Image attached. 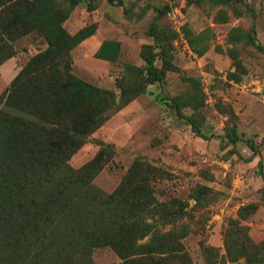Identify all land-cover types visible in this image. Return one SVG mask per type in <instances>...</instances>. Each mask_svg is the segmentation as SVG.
<instances>
[{
  "label": "trees",
  "instance_id": "trees-1",
  "mask_svg": "<svg viewBox=\"0 0 264 264\" xmlns=\"http://www.w3.org/2000/svg\"><path fill=\"white\" fill-rule=\"evenodd\" d=\"M83 1L3 0L0 9V65L15 54L12 42L23 35L36 32L47 44L0 92V264H95L93 251L102 246L119 255V264H195L184 244L190 232L185 220L194 216L193 210L214 202L217 196L212 187L203 184L193 189V209L179 197L162 200L156 183L172 178L173 173L138 156L118 186L105 192L93 180L113 159L116 148L104 141L82 166L75 168L69 162L108 120L110 110L122 109L150 85L163 82L170 70L179 69L173 53L177 33L158 22L172 6L159 9L149 26L154 42L142 47L144 64H123L117 91L88 82L73 71V49L98 27L93 22L74 33L66 28L65 21ZM108 1L123 4L126 0ZM204 3L219 8L217 21L227 22L231 14L250 15L254 20L249 29L232 26L228 32L225 51L236 69L228 72L227 81L240 82L245 71L240 57L243 48L260 45L258 10L249 0H189L197 6ZM183 29L192 48L203 56L210 46L202 43L205 33L194 36L188 25ZM120 54L121 41L106 39L95 56L115 62ZM185 80L189 89L171 97L170 106L196 134L209 138L201 128L206 101L203 84L192 76ZM165 99L162 96L159 101ZM218 108L229 116L228 122L235 119L231 105L220 102ZM231 130L232 142L242 139L236 124ZM245 141L253 154H259L253 139ZM258 208V203H248L230 219L225 262L244 259L245 264H264V242L255 241L244 223ZM204 250L209 253L212 247Z\"/></svg>",
  "mask_w": 264,
  "mask_h": 264
},
{
  "label": "rangeland",
  "instance_id": "rangeland-1",
  "mask_svg": "<svg viewBox=\"0 0 264 264\" xmlns=\"http://www.w3.org/2000/svg\"><path fill=\"white\" fill-rule=\"evenodd\" d=\"M258 10L255 21L258 45H247L241 52L245 67L242 78L255 74L264 77V0H249ZM183 3L184 25L194 36L205 35L202 43L209 49L200 56L191 46L186 48L175 34L173 38L174 62L178 70H170L159 85L149 90L122 109L108 112V120L94 131L88 141L72 156L70 164L78 168L92 159L100 149V141L112 143L115 155L94 178L93 183L105 192H112L120 183L133 160L144 157L154 164L165 166L172 178L156 183L160 199L179 197L189 201L190 209L196 205L191 197L198 185H209L217 198L209 205L193 210L194 216L186 218L190 232L184 238L186 249L195 264H245L244 259L225 262V231L229 221L237 217L241 206L251 202L259 208L245 224L249 235L264 242V101L253 94L244 93L240 86L227 81L229 71L236 66L227 52V37L232 26L249 29L253 23L250 15L232 16L227 22L215 19L219 8L189 4V0H126L123 4L108 0H84L78 4L65 21L66 28L74 33L81 27L96 22L94 35L82 41L72 51L73 71L97 86L119 91L116 79L123 73V64L143 65L141 50L145 43H153L148 29L166 5ZM6 5V4H5ZM4 7L0 0V9ZM158 22L173 29L167 15ZM183 25V26H184ZM208 35V36H207ZM201 36V37H202ZM200 37V38H201ZM106 39L121 41V54L117 61L95 56ZM178 40V41H177ZM200 40V39H199ZM15 54L0 65V92L5 91L21 68L47 44L36 32L23 35L12 42ZM220 48L222 50H220ZM160 63V62H159ZM196 77L203 84L206 96L201 128L209 138H204L191 125L177 117L170 106V98L190 87L185 77ZM241 82V81H240ZM166 97L160 102V97ZM231 105L235 119L218 108V103ZM191 113V109H187ZM231 122V123H230ZM242 137L232 142V125ZM245 139H253L259 154H253ZM205 246L212 251L206 252ZM95 264H119L121 258L109 246L93 251Z\"/></svg>",
  "mask_w": 264,
  "mask_h": 264
},
{
  "label": "built area",
  "instance_id": "built-area-1",
  "mask_svg": "<svg viewBox=\"0 0 264 264\" xmlns=\"http://www.w3.org/2000/svg\"><path fill=\"white\" fill-rule=\"evenodd\" d=\"M184 5L183 3L174 4L171 9L167 12V18L171 22L173 29L178 34L180 42L186 48H190L186 39V34L183 29L184 25ZM178 41V40H177ZM233 83H236L232 80ZM244 93L253 94L259 99L264 101V77H260L255 74H251L245 77L241 82L237 83Z\"/></svg>",
  "mask_w": 264,
  "mask_h": 264
}]
</instances>
